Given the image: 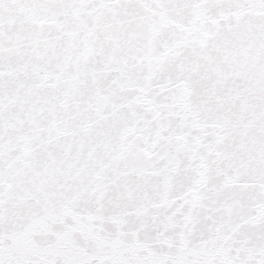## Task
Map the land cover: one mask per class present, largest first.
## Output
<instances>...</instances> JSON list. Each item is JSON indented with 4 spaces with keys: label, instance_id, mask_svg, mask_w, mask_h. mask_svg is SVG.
<instances>
[{
    "label": "snow or ice",
    "instance_id": "obj_1",
    "mask_svg": "<svg viewBox=\"0 0 264 264\" xmlns=\"http://www.w3.org/2000/svg\"><path fill=\"white\" fill-rule=\"evenodd\" d=\"M0 264H264V0H0Z\"/></svg>",
    "mask_w": 264,
    "mask_h": 264
}]
</instances>
